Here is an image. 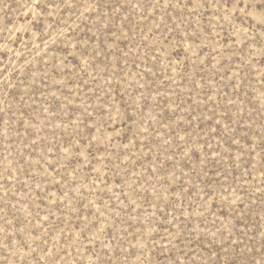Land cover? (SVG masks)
<instances>
[{
  "label": "rangeland",
  "instance_id": "374dc122",
  "mask_svg": "<svg viewBox=\"0 0 264 264\" xmlns=\"http://www.w3.org/2000/svg\"><path fill=\"white\" fill-rule=\"evenodd\" d=\"M0 264H264V0H0Z\"/></svg>",
  "mask_w": 264,
  "mask_h": 264
}]
</instances>
